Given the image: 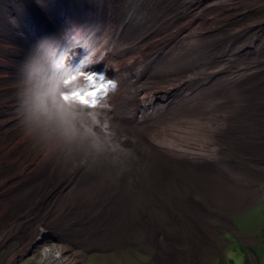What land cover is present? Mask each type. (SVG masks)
Here are the masks:
<instances>
[{"label": "bare ground", "instance_id": "6f19581e", "mask_svg": "<svg viewBox=\"0 0 264 264\" xmlns=\"http://www.w3.org/2000/svg\"><path fill=\"white\" fill-rule=\"evenodd\" d=\"M210 1L34 0L51 28L48 18L59 22L50 38L26 0H0V246L12 238L27 242L2 264H15L49 235L89 249L150 244L156 264H203V245L215 244L205 223L213 228L210 217H226L209 210L223 211L205 191L223 195L233 186L214 165L264 174V155L256 152L263 149L256 146L264 142V105L254 108L244 97L264 75V63L256 64L264 46L255 49L264 40V18L242 28L235 18L248 14L229 8L237 0ZM212 4H227L230 18L211 19L220 9L207 8ZM250 31L258 34L252 45L231 51ZM163 35L179 40L148 53L149 40ZM43 62L58 66L46 69L58 77L103 71L119 82L104 101L108 127L97 129L98 144L48 135L22 107L25 81ZM75 213L82 215L77 222ZM225 223L232 225L228 217ZM66 250L48 264H65ZM49 254L44 249L43 257Z\"/></svg>", "mask_w": 264, "mask_h": 264}, {"label": "rangeland", "instance_id": "374dc122", "mask_svg": "<svg viewBox=\"0 0 264 264\" xmlns=\"http://www.w3.org/2000/svg\"><path fill=\"white\" fill-rule=\"evenodd\" d=\"M212 1L214 2V0H211L209 4H211ZM15 2L17 3L18 1ZM235 2L236 3H234V1L230 2L233 4L228 3L230 4L229 8H236V7L241 8L240 9V11H242L241 13L246 12V14H248L246 17L242 18L241 20H239L240 18H235L236 21H239L238 25L242 26V28H245L247 27L248 24H250L247 22H252L257 19H259L258 21H261L262 18H264V12L260 11V8L263 7L259 6L261 5V3H264V0H237ZM25 3L29 7L32 6V2L30 1H27ZM39 5L42 6L41 3H39ZM217 5L212 4L207 6V8L208 7L220 8L212 15V17L211 15H209L208 17H211V19L213 20H221L225 17L230 18L231 13H227L225 10V8H227L226 7L227 4L226 5L220 4L218 6ZM119 14L122 16V12L121 13L119 12ZM48 20L51 23L53 29L59 30L57 29L59 28L58 21L52 18H48ZM121 20H118V25L121 24L120 26L112 27L110 33L112 36L120 33V30L122 29V24H124V20L123 19ZM38 22L42 25V27L46 30V32L49 33L51 38L52 34H54V32H52V28L48 24L42 22L41 20ZM63 28L64 27H62V29ZM180 28L181 25H178L177 29ZM253 32L254 31L252 32L250 31L247 34H245L244 39L239 44H237V42L233 43V45L230 48L231 51H233L234 48H236L237 46H251L252 42L255 40V38L258 35V34H253ZM110 34L107 37L109 40L113 39ZM167 38H171V39L168 42H164V43L160 42L163 39H167ZM258 38H260V36ZM15 39L16 41L18 40L24 41V38L22 39L21 37H15ZM39 39L40 38H37V40ZM176 40L179 39L170 36L164 37V35L159 36L158 38L153 37L151 40H149L150 44L148 46L149 49L150 48L151 49L148 53H152L169 44H174ZM0 41H2V38H0ZM60 43L61 40L59 42L57 40L55 41V44L57 45H60ZM151 44H153L152 47L150 46ZM260 44L261 45L263 44L262 46H264V40H261V38H260V43L256 44L255 49ZM34 45L35 42L30 41L29 46H34ZM2 49H3V44L2 42H0V62L5 61V59L2 57V51H3ZM230 49L225 52L228 53L231 52ZM251 50L252 49H250V51ZM36 52L37 54H39L38 50ZM225 52L223 51V53ZM223 53L221 52V54ZM53 55L56 57L57 53ZM145 56L146 55H142L141 57H139L140 60L143 61V59H145ZM129 60L131 61V59ZM140 62L141 61L136 62L133 68H136V66ZM63 63L64 62H62V64ZM249 63L250 62H248L247 65ZM42 64L44 65V62ZM156 66L157 65H155V67ZM57 67L58 66H54L52 64L44 65L45 71L46 69H51V68L54 69ZM2 76L6 78V81H10L12 78L11 73L4 72ZM256 86L257 88L260 87V89H264L263 74L256 81H253L252 84L247 85V88L250 90V92H248L247 95L244 94L245 98H247L249 101L251 100L250 106L253 105L254 108H257V104L264 105V92H257L258 90L255 89ZM14 87L18 89L20 88V84L16 82ZM262 117L264 118V112ZM262 117L260 120L263 121L264 119ZM10 119L11 118L4 119V121H9ZM249 120L253 121L252 119ZM263 137L264 136L262 133V135H260L258 139L260 141L261 140L264 141ZM262 144L263 145L259 144L258 146H256V148H263L262 150L256 151L260 155H264V142ZM248 150H251V147H248ZM42 156L43 154L41 155V157ZM5 162H9V161L6 160ZM249 166H253V165H249ZM214 167L215 168H212V170L216 172L218 177L224 179L233 186H228V187L226 186L225 190L227 192L224 193L223 195H219L218 193L213 192L211 189L207 188L205 192L212 193L213 198H216L213 200V203L214 202L218 203L223 209V211H221V210H217L216 208L212 209L211 207H209V210L212 213L218 212L221 215H225L231 220L232 225L229 223H225L226 217L223 219L224 221L223 223L216 216L210 217L209 219L213 223V228H210L205 223V230L207 234H209L210 239L215 244H207L205 246L203 245L202 247L203 264H246L247 259L250 260L249 264H264V234L262 235L263 231H261L262 229L264 230V174L263 176L255 175V173L254 174L250 173L249 169L243 166L239 168H234L233 170L224 169V171L223 169L220 168V165L218 166V164L217 165L215 164ZM225 173H227V176ZM216 183L219 182L216 181ZM235 184L237 185V187H235ZM224 186L225 185H223V187ZM81 216H82L81 213H75L72 216V218L75 219V222H77L76 219H78ZM53 217L55 218V216ZM77 224L78 223H75V225ZM48 237H49L48 239H42L44 240L43 243L37 244V246L33 250L28 245L30 251L25 252L23 257L20 256L21 258L19 257L15 264H48V262H50L57 256V253H59L61 248L64 250L68 248L62 254L63 256L62 259L65 261V264H69V263L70 264H156L154 258V251H156V249L155 250L152 249L150 244H142L146 249L142 246L139 247L125 246L111 250L104 247L89 249V247L79 244V242L77 241L74 242L69 238V236L65 237L63 235H56L54 238H51V236L49 235ZM22 241L23 240L21 238H12L5 245L3 244L0 246V264L6 263L7 260L11 259L19 250L22 251L25 248L27 242L23 243ZM28 243L32 244V242L30 241H28ZM67 245L69 246L67 247ZM188 248H189V244L187 243L186 244L187 252H188ZM44 249L45 250L50 249V254L46 258L43 257ZM246 254L248 256H246Z\"/></svg>", "mask_w": 264, "mask_h": 264}, {"label": "clouds", "instance_id": "9594fccd", "mask_svg": "<svg viewBox=\"0 0 264 264\" xmlns=\"http://www.w3.org/2000/svg\"><path fill=\"white\" fill-rule=\"evenodd\" d=\"M25 84L22 107L46 134L68 142L98 144L97 129L108 127L102 122L103 109L109 107L104 101L118 89L116 79L107 78L103 71H76L58 77L41 64Z\"/></svg>", "mask_w": 264, "mask_h": 264}, {"label": "water", "instance_id": "95a60500", "mask_svg": "<svg viewBox=\"0 0 264 264\" xmlns=\"http://www.w3.org/2000/svg\"><path fill=\"white\" fill-rule=\"evenodd\" d=\"M27 1L33 2V3H32V6L30 7V10L32 11L33 16H34V14H35V12H36V14L41 18L40 20L43 21L44 23L48 24L47 21H46V19H45V17H44V16H45L44 13H43V12L41 11V9L35 4L34 0H26V2H27Z\"/></svg>", "mask_w": 264, "mask_h": 264}, {"label": "crops", "instance_id": "0c3cea01", "mask_svg": "<svg viewBox=\"0 0 264 264\" xmlns=\"http://www.w3.org/2000/svg\"><path fill=\"white\" fill-rule=\"evenodd\" d=\"M263 63H264V60H262L260 62L259 61L256 62V64H263ZM262 90H264V89H259L257 92H262Z\"/></svg>", "mask_w": 264, "mask_h": 264}, {"label": "trees", "instance_id": "16d2710c", "mask_svg": "<svg viewBox=\"0 0 264 264\" xmlns=\"http://www.w3.org/2000/svg\"><path fill=\"white\" fill-rule=\"evenodd\" d=\"M261 231H263V233H262V235L264 234V230L262 229ZM243 249V248H242ZM244 250V249H243ZM245 252V251H244ZM246 256H248L247 254H246ZM247 259V258H246ZM250 263V260H248L247 259V263L246 264H249Z\"/></svg>", "mask_w": 264, "mask_h": 264}, {"label": "flooded vegetation", "instance_id": "af4514ba", "mask_svg": "<svg viewBox=\"0 0 264 264\" xmlns=\"http://www.w3.org/2000/svg\"><path fill=\"white\" fill-rule=\"evenodd\" d=\"M80 143H78V145H79Z\"/></svg>", "mask_w": 264, "mask_h": 264}]
</instances>
